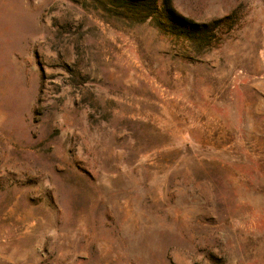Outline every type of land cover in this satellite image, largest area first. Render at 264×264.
Wrapping results in <instances>:
<instances>
[{
    "label": "rangeland",
    "instance_id": "374dc122",
    "mask_svg": "<svg viewBox=\"0 0 264 264\" xmlns=\"http://www.w3.org/2000/svg\"><path fill=\"white\" fill-rule=\"evenodd\" d=\"M170 3L0 0V264H264V0Z\"/></svg>",
    "mask_w": 264,
    "mask_h": 264
},
{
    "label": "trees",
    "instance_id": "16d2710c",
    "mask_svg": "<svg viewBox=\"0 0 264 264\" xmlns=\"http://www.w3.org/2000/svg\"><path fill=\"white\" fill-rule=\"evenodd\" d=\"M160 4H162V9L168 12L167 14L174 20V15H177V12L171 5L170 0H154V5L157 9H160Z\"/></svg>",
    "mask_w": 264,
    "mask_h": 264
}]
</instances>
